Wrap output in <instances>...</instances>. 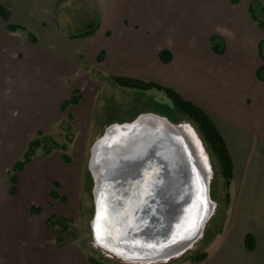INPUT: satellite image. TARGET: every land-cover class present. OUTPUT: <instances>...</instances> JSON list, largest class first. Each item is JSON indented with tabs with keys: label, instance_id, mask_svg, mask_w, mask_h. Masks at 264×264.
Instances as JSON below:
<instances>
[{
	"label": "crops",
	"instance_id": "1",
	"mask_svg": "<svg viewBox=\"0 0 264 264\" xmlns=\"http://www.w3.org/2000/svg\"><path fill=\"white\" fill-rule=\"evenodd\" d=\"M59 1L0 0V5H7L9 22L23 26L10 31L0 17L10 34V38L0 35L4 43L0 46V104L5 107L4 101L10 100L14 107L1 117L8 118L14 128L7 139L15 143L4 147L11 165L37 131L51 135L54 126L72 124L80 133L86 126L83 141L87 140L89 128L97 124L95 113L103 93L108 99L120 97L124 119L102 126L134 118L135 107L129 100L138 97L140 101L144 96L131 90L142 93L152 88L123 87L115 77L157 82L205 112L232 162L229 223L211 253L198 264H264V81L257 78L264 64L259 49L264 26L260 28L247 16L253 0H90L89 10L99 19L97 28L89 37L75 38L55 27ZM256 1L264 20V0ZM24 31L36 40L32 42L27 34L21 39L15 36ZM211 36L222 40L223 53L211 50ZM19 43L27 53L18 52ZM161 49L170 52L168 63L159 59ZM100 53L103 59L97 61ZM72 94L77 103L63 110V102ZM78 139L77 134L73 141ZM62 146L64 150L55 148L48 155L37 151L15 174L16 197L5 199L18 204L20 188H26L23 204L28 207L26 214L24 207L20 209L22 216L37 219L43 228L50 215L72 220L81 207V159L74 146ZM51 192L57 196L52 198ZM48 203L53 206L50 214L44 216L43 209L38 215L30 214L31 205L47 209ZM40 232L42 244L38 245L46 255L36 257V264H84L76 246L57 249L53 237L45 229ZM246 235L251 237V249L245 246Z\"/></svg>",
	"mask_w": 264,
	"mask_h": 264
},
{
	"label": "water",
	"instance_id": "2",
	"mask_svg": "<svg viewBox=\"0 0 264 264\" xmlns=\"http://www.w3.org/2000/svg\"><path fill=\"white\" fill-rule=\"evenodd\" d=\"M184 131L166 117L141 113L108 125L91 145V228L108 252L146 264L167 261L201 236L214 208L211 169Z\"/></svg>",
	"mask_w": 264,
	"mask_h": 264
},
{
	"label": "rangeland",
	"instance_id": "3",
	"mask_svg": "<svg viewBox=\"0 0 264 264\" xmlns=\"http://www.w3.org/2000/svg\"><path fill=\"white\" fill-rule=\"evenodd\" d=\"M257 3L259 2L253 0L251 12H249L247 16L249 19H253L252 17L255 16L257 19H261L263 21V13L260 11ZM66 4H69V6L67 5L68 8L63 9L62 6ZM91 7L90 0H60L59 6L53 17L55 20V27H57L60 31H66L71 34L84 32L90 25L97 24L99 20L94 11L92 12L89 10ZM5 8H7V5H5ZM258 21L259 20L254 22L258 23ZM4 26L5 24L0 20V35L9 37L10 34L8 32L6 33V28ZM31 31L35 33L33 30ZM26 34H28L27 31L18 32L15 36L21 39L22 36ZM2 37L0 36V46L4 45V43H2ZM219 42L223 45L222 40H219ZM16 47L18 52L21 54L27 53L26 47L22 43L17 44ZM221 47L222 46H219V48ZM259 49L261 57L264 58V40L260 42ZM127 91L129 92V90ZM140 92L141 91L132 90L130 92L135 93L136 95L143 94L144 96L140 101L138 97V99L129 100V104L135 107V115L137 116L138 113H154L166 117L173 124H181L183 128L188 131V135L193 137L195 141L197 140L196 145H199V148L200 146L203 148V154L207 156V160L210 165L211 177L209 180V196L211 201L214 202V208L211 216L204 226L201 236L196 240L191 248H189L182 255L171 258L167 261L164 259L149 263L190 264V256L203 251H207L208 255L211 253L213 248L221 239L223 232L229 223L228 203L231 180L230 184L227 186L225 178L221 174V168L216 156L209 149L207 141L203 138L195 123L174 107L163 92L156 88H152L151 92ZM149 94L152 95L150 96ZM107 96V93H103L99 98L95 113V123L97 124H94L89 128L87 140L83 141L87 127L84 126L82 128L83 130L80 133H77L75 126L72 124H69L67 127L62 125L60 129H58L59 126H54L50 130V133H52L51 135L44 134V136H48L57 145H70V147L74 146L73 148L74 150L76 149V153L78 154L77 156L81 159L82 188L80 195L81 207L79 213L76 218L72 219L73 222L68 224V228L64 234L61 227L58 225L54 227V231L57 234L63 235L65 239L64 246L74 245L79 249L81 252V260L84 264H89L88 259H92L102 264H146L125 260L119 256L113 255L97 244L92 234L91 220L94 214V202L92 194L93 178L88 168L90 147L93 142L102 135L104 129L107 127L102 126L103 123L124 119L123 114L120 111L122 108L120 105V97L115 96L112 99H108L109 96ZM4 103L5 107L3 104H0V118H3L4 113L7 112L6 110L12 111L14 108L12 101L5 100ZM97 113L101 115H97ZM2 118L0 119V264H36V257L46 255L44 250L39 246L42 244L41 241H38V239L41 238V229H45L47 234L51 238L53 237V240L54 236L46 227V223L45 228H43L41 223L39 224L38 222H35L37 219H32L30 216L25 215L28 207L23 204L26 199V188H20L21 196L19 198L20 200H18V204H11L5 200H12L16 197L14 194L10 193L12 184L9 179L10 175L13 174V172L10 171L12 161L4 156V151L6 150L4 147L7 144L9 146L11 143H15V141L7 139V137H11L13 135L12 130L14 128L11 126L12 123L9 122L8 118ZM132 119L133 116L130 120ZM77 134L79 139L77 142H74L73 138ZM34 137L35 135L31 138ZM74 143L76 144L73 145ZM77 143L78 147H76ZM37 151L43 153L42 148H38ZM204 160H206L205 157ZM66 199L68 200L69 198H65V200ZM13 202L16 203L17 200H14ZM36 206L43 209L44 216L50 214L53 207L49 203L46 204L47 209L44 205ZM65 206H67V202L62 203L61 207ZM23 207V213H25L23 216L25 215V218H23L22 212L20 211ZM54 207H56V205H54ZM14 208H19L20 212L15 211ZM34 243H36L35 246L33 245ZM217 259L218 261H222V257ZM71 261L73 260L71 259Z\"/></svg>",
	"mask_w": 264,
	"mask_h": 264
},
{
	"label": "trees",
	"instance_id": "4",
	"mask_svg": "<svg viewBox=\"0 0 264 264\" xmlns=\"http://www.w3.org/2000/svg\"><path fill=\"white\" fill-rule=\"evenodd\" d=\"M232 3H236V0H231ZM249 12H251V7L249 8ZM0 17L2 20L7 22V29L10 31H15L17 29H23L22 25L14 24L9 22V12L8 10L0 5ZM253 20L258 21L257 25L262 28L264 26V20L257 19L255 16L252 17ZM97 28V24L90 25L84 32L77 33V34H69L70 37H89L91 36ZM29 40L34 42L35 36L31 34V32H28L27 34ZM217 36H211L210 38V48L213 52L217 54L223 53V47L219 48V46H222L219 41H217ZM159 59L163 63H168L171 60V54L166 49H161L158 52ZM103 59V54L100 53L97 56V61H101ZM264 59V58H263ZM257 78L264 81V64L260 66V68L257 70ZM115 81L123 87L128 88H135V89H151L156 88L159 91L163 92V94L168 98L169 101H171L172 105L176 107L180 112H182L186 117H188L192 122L195 123L197 128L199 129L200 133L202 134L203 138L207 141L209 145V149L211 152L216 156L220 168H221V174L224 176L227 186L230 184V180L232 178V162L231 158L229 156L226 144L211 121V119L203 112L199 107L188 101L187 99L183 98L181 95H179L174 90L165 87L161 84H158L154 81H142L135 78L130 77H115ZM78 101V98L75 95H71L67 100H65L62 104V109L64 110L66 106L69 104H76ZM42 148L43 154L48 155L51 153L52 149L60 148L62 150L65 149V146L57 145L54 143L48 136H44V134L40 131H37L35 133V137L31 138L26 148L17 161H15L10 171L13 172L12 175H10V182L12 184L10 188V193L14 194L16 192V173L21 171L25 165H27L31 158L37 153V149ZM63 159L65 162H69V158L66 154H63ZM51 197L55 198L57 196L56 192H51ZM228 200V198H227ZM29 212L32 215H38L41 212V208L38 206L31 205L29 208ZM73 222L71 219H67L58 215H50L48 219L46 220V227L50 230L52 235L54 236V241L57 249H61L65 245V239L63 235L57 234L54 230L55 226H60L61 230L64 232L68 228V224ZM245 246L247 249L252 248V242L251 237L249 235H246L245 238ZM208 256L207 251H203L200 253H196L189 257L191 263L190 264H197L205 260ZM89 264H102L99 262H96L92 259H88Z\"/></svg>",
	"mask_w": 264,
	"mask_h": 264
},
{
	"label": "bare ground",
	"instance_id": "5",
	"mask_svg": "<svg viewBox=\"0 0 264 264\" xmlns=\"http://www.w3.org/2000/svg\"><path fill=\"white\" fill-rule=\"evenodd\" d=\"M155 126H156V125H155ZM157 126H158V125H157ZM182 127H183V126H182ZM159 128H161V127H158V129H159ZM184 130H185V128H184ZM184 132H186L187 134H189L188 131H186V130H185ZM187 134H186V135H187ZM191 138H192V140L194 141V143L196 144V141H197V140L195 141L193 137H191ZM184 139H185V140L188 139V141L190 140L189 136H188V138H187V137H184ZM189 143H191V141H189ZM198 148H199V145H198ZM199 149H200L199 151H200V153H201L202 158L204 159V157H205V159H206V155L203 154V149L201 148V146H200ZM203 155H204V156H203ZM207 161H208V160H207ZM206 165H207V164H206ZM207 167H208V166H207ZM209 178H210V177H209ZM119 257H120V256H119ZM121 258H123V257L121 256ZM123 259H125V257H124ZM135 259H136V258H135ZM125 260H127V259H125ZM139 260H141V259H139ZM163 260H164V259H163ZM130 261H134V262H135L136 260H132V259H131Z\"/></svg>",
	"mask_w": 264,
	"mask_h": 264
}]
</instances>
